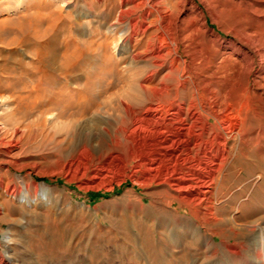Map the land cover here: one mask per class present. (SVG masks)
<instances>
[{
	"label": "bare ground",
	"instance_id": "bare-ground-1",
	"mask_svg": "<svg viewBox=\"0 0 264 264\" xmlns=\"http://www.w3.org/2000/svg\"><path fill=\"white\" fill-rule=\"evenodd\" d=\"M194 4L191 1L188 7L191 14L196 12ZM47 7L29 11L16 20L17 24L23 30L39 26L49 10ZM113 7L118 13L117 20L141 11L130 18L131 31L125 37L128 46L123 48V58L129 61L123 71V99L118 106L120 125L104 143L105 149L103 143L92 148L89 142H84L67 162V169L77 165L82 155H87L90 163L96 156L89 174H86L89 167L79 164L75 167L81 177L88 176L87 188L104 187L108 192L129 181L132 187L143 189L149 203L146 207L142 195L133 196L126 191L123 208L160 213L152 216L147 235L140 238L147 246L141 253L128 252V264H264V214L251 197L258 182L264 184V82H257L262 90L255 94L252 83L250 87L247 80L239 83L232 72L204 73L199 83L188 80L190 65L168 35L158 0H119ZM203 13L199 10L194 14L202 24ZM186 35L194 42L195 27L188 28ZM230 47L240 57L236 73L249 71L257 56L254 75L264 81V31L257 35L241 33L237 43ZM74 51L76 55L77 50ZM228 52L221 51L223 55ZM139 59L145 60L148 68L140 74L133 69ZM72 62L71 52L63 53L60 61L46 54L40 60L19 64V75L6 69L8 75L0 77V91L18 93L19 106L15 109L24 118L48 109H56L62 116L72 109L76 117L90 113L94 115L93 123L101 122L98 117L104 106H95L91 74L76 81L68 106H59V101L50 99L59 81L53 74L67 75ZM78 67L75 62L74 68ZM174 71L179 78L172 85L167 80ZM28 125L18 121L13 125L14 134L19 127ZM16 143L0 139V212L7 201L17 202L22 197L30 202L40 195L29 171L23 176L17 174L22 165L13 160L12 148ZM258 143L262 146L256 154L252 146ZM111 177H115V184ZM45 195L44 204L56 197L55 191L48 188ZM168 201L176 203L183 213L170 212L165 206ZM215 236L220 240L215 241ZM51 239L55 242L48 246L64 255L66 263L74 264L77 255L66 253L69 243L62 234ZM4 242L11 243L10 231L4 234Z\"/></svg>",
	"mask_w": 264,
	"mask_h": 264
},
{
	"label": "rangeland",
	"instance_id": "rangeland-1",
	"mask_svg": "<svg viewBox=\"0 0 264 264\" xmlns=\"http://www.w3.org/2000/svg\"><path fill=\"white\" fill-rule=\"evenodd\" d=\"M118 1L0 0V77L8 75L6 69H12V74L19 75V64L40 60L46 54L60 61L63 53L71 52L73 62L67 75L62 72L53 74L59 81L57 90L50 94V99L59 101V106H68L67 100L71 98L76 81L91 74L95 106H104L98 117L101 122L93 123L94 115L90 113L76 117L72 109L66 110L62 116L58 110L48 109L36 111L32 116L24 118L16 110V106H19L16 101L18 93L0 91V139L4 142L17 141L12 148L15 155L13 160L22 165L17 174L23 176L29 171L40 192L39 197L30 202L19 197V202L10 200L1 205L0 264H38L40 261L43 264H68L64 255L54 246H48L55 242L51 238L59 234L69 243L66 253H76L74 264H128V252L141 253L147 246L141 243L140 238L145 233L147 235V226L151 223L152 216L160 213L157 211L151 214L148 209L138 212L123 208L122 201L123 194L128 191L133 196L142 195V203L147 207L149 198L145 196L143 189L132 187L129 181L115 185L108 192L104 187L87 188L85 183L88 176L81 177L75 167L78 164L81 167L87 166L89 169L86 174H89L96 156L93 163H90L89 157L82 155L77 165L67 169V162L84 142H89L92 148H96L100 143L108 142L120 125L118 106L123 99V71L129 61V58H123V48L128 46L125 37L131 31L130 18L141 11L117 20L118 13L113 4ZM158 1L168 35L179 46L185 63L190 65L188 68L192 75L187 77L188 80L199 83L205 74L232 72L239 83L247 80L248 86L253 84L251 89L255 94L261 92L258 83L264 81L254 75L258 57L255 56L251 61L253 68L247 73L242 71L243 73L237 74L236 61L240 57L230 45L237 43L241 33L257 35L264 31V0ZM191 1L195 3L196 12L203 10L204 24L199 16L194 15L196 12H189ZM43 5L48 6L47 10L49 8L43 15V22L39 26L21 29L16 20ZM192 26L195 27L193 39L196 43L191 42L186 35L188 28ZM226 49L229 52L223 55L221 51ZM74 50H77L76 55ZM227 54H230V58ZM75 62L79 64L78 69L74 68ZM217 64L222 67H215ZM133 69L138 74L147 70L146 61H135ZM174 72L167 80L172 85L177 84L176 78H179L177 72ZM22 94L24 93L21 92ZM233 102L236 104L238 100ZM60 108L62 107L58 109ZM18 121H21V125H29L19 127L14 134L13 125ZM84 125L86 127L82 128ZM261 146L260 143L253 145V152L261 151ZM102 147L105 149V144ZM111 180L115 184V177H111ZM258 183L251 197L253 196L255 205H259L260 212L264 214V206H261L264 204V184L261 181ZM47 188L55 191L56 197L44 204ZM170 203L168 201L165 204L170 212L183 213V209L176 206V203ZM8 231L11 234L9 245L4 242V234ZM214 240L219 241L220 237L215 236ZM140 244L143 247L138 248Z\"/></svg>",
	"mask_w": 264,
	"mask_h": 264
}]
</instances>
